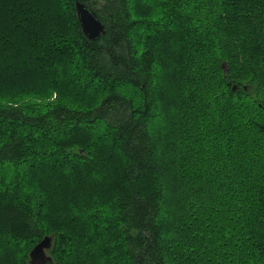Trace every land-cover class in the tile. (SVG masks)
Returning a JSON list of instances; mask_svg holds the SVG:
<instances>
[{"label": "trees", "instance_id": "obj_1", "mask_svg": "<svg viewBox=\"0 0 264 264\" xmlns=\"http://www.w3.org/2000/svg\"><path fill=\"white\" fill-rule=\"evenodd\" d=\"M51 234L47 264H264V0H0V264Z\"/></svg>", "mask_w": 264, "mask_h": 264}, {"label": "water", "instance_id": "obj_2", "mask_svg": "<svg viewBox=\"0 0 264 264\" xmlns=\"http://www.w3.org/2000/svg\"><path fill=\"white\" fill-rule=\"evenodd\" d=\"M77 16L84 35L92 41L99 40L106 34V25L99 15L83 2H76ZM55 234L46 235L29 252V264H47L53 262L48 251L53 249Z\"/></svg>", "mask_w": 264, "mask_h": 264}, {"label": "rangeland", "instance_id": "obj_3", "mask_svg": "<svg viewBox=\"0 0 264 264\" xmlns=\"http://www.w3.org/2000/svg\"><path fill=\"white\" fill-rule=\"evenodd\" d=\"M48 254H49V251H48ZM52 255V254H51Z\"/></svg>", "mask_w": 264, "mask_h": 264}]
</instances>
